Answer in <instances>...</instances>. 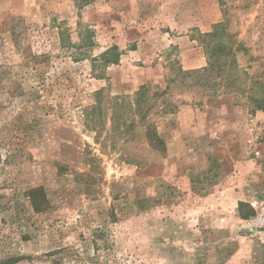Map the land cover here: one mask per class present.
<instances>
[{
    "label": "rangeland",
    "instance_id": "obj_1",
    "mask_svg": "<svg viewBox=\"0 0 264 264\" xmlns=\"http://www.w3.org/2000/svg\"><path fill=\"white\" fill-rule=\"evenodd\" d=\"M258 81L264 0H0V264H264Z\"/></svg>",
    "mask_w": 264,
    "mask_h": 264
},
{
    "label": "trees",
    "instance_id": "obj_2",
    "mask_svg": "<svg viewBox=\"0 0 264 264\" xmlns=\"http://www.w3.org/2000/svg\"><path fill=\"white\" fill-rule=\"evenodd\" d=\"M204 41L207 44L208 54H209V64L202 70L197 71H184L182 68H179L176 72V76L172 77L170 82H175L176 78H183L184 80L189 77H194V80L197 83H202L205 85L215 86L218 80L224 79L223 81H227L228 86L230 79L234 76L233 73L239 69V64L236 59L235 53L239 49V45L230 38V35L226 33V26L222 24L218 28L215 29L212 33H207L204 35ZM105 60L108 62L107 55L104 56ZM215 83V84H214ZM259 86H264V83L260 81L256 82ZM258 104H263L260 106L264 107L263 100H256ZM34 205L37 206V202L34 201ZM243 206H248L245 202H240V209ZM242 217L248 218L255 214L254 209L250 208L249 213H242Z\"/></svg>",
    "mask_w": 264,
    "mask_h": 264
}]
</instances>
